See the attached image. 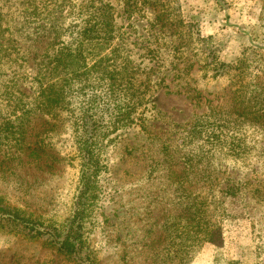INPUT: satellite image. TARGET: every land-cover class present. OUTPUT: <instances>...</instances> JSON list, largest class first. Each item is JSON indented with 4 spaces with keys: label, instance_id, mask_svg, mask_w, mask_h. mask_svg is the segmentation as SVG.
<instances>
[{
    "label": "rangeland",
    "instance_id": "1",
    "mask_svg": "<svg viewBox=\"0 0 264 264\" xmlns=\"http://www.w3.org/2000/svg\"><path fill=\"white\" fill-rule=\"evenodd\" d=\"M109 1L115 31L104 51L83 33L96 0H45L32 6L33 13L21 2L11 8L3 2V11L12 13L21 65L0 76V210L30 215L42 232L0 220V264H82L58 250L54 239L73 224L84 252L99 264H176V240L182 264H264V123L239 117L229 77L213 76L206 65L207 56L234 61L255 41L252 34L264 40V0H172L182 22L193 24L189 28L161 27L155 16L166 4ZM57 32H63L60 39ZM67 44L86 55L87 68L96 54L156 66L152 89L133 105L132 124L89 138L76 121L85 112L106 122L111 105L104 85L95 89L94 102L80 81L69 99L73 111L62 115L56 133L45 134L35 77ZM24 103L30 112L20 122L21 135L14 112ZM86 149L100 158V195L83 210L78 200ZM190 182L192 194L180 187ZM229 185L237 187L236 196L226 194ZM194 199L211 203L217 226L193 253L189 235H177L174 222ZM219 208L230 216L220 218Z\"/></svg>",
    "mask_w": 264,
    "mask_h": 264
},
{
    "label": "trees",
    "instance_id": "2",
    "mask_svg": "<svg viewBox=\"0 0 264 264\" xmlns=\"http://www.w3.org/2000/svg\"><path fill=\"white\" fill-rule=\"evenodd\" d=\"M96 1V4L93 6L94 17L92 20L89 19L87 21L83 33L86 40H96L95 47L104 51L107 48L105 43L110 40L111 33L115 31V28L111 22V15L109 13L110 6L108 5L110 1ZM171 1L163 0L159 2V0H149L155 6L159 3L167 5L160 6L161 11L155 16V20L159 19L162 22L161 27L171 28L176 23L188 28L189 26H193V24H184L182 22L181 17H179V6H173ZM3 2L7 4L21 2L27 12L29 10V13H33L32 6H36L38 3L42 2L41 5L45 6V0H0V76L5 75L8 70L16 72V68L21 65L19 64V60L21 59L20 49L17 45L16 37L13 36L14 22L12 21V13L10 14V11H3V7H7ZM8 7L11 8V4ZM153 9L156 10L158 8L154 7ZM261 16L260 19L263 18ZM24 21L27 20L24 19ZM76 26V24L71 25L73 29ZM104 28H106L105 31H103ZM62 33L57 32L56 38L60 39ZM71 34H73V31ZM252 35H254L255 41L253 42L252 39V42L243 48L240 56L234 61L224 62L216 59L218 58L217 56H207L206 65L210 66L209 68L214 71L213 76L229 77L234 93V108L238 116L258 123H264V40L259 38V41L255 34ZM199 39L205 41L204 38L199 37ZM97 40L99 41L97 42ZM99 55L96 54L94 56L97 59H93V64L90 65V68H87L86 55L81 50L73 49L71 45L67 44L55 53L53 57L45 60L42 67L44 70H41V73L35 77L41 90L36 99V105L40 106L38 117L45 118V134L48 132L56 133L59 126L58 122L62 119V115L73 111V108L68 106L70 103L69 99L73 95L71 92L75 89V86L80 87V81H85L86 85L91 88L90 92H92V96L90 99L94 102L98 97L95 89L104 85L107 88L108 103L111 105L108 108L109 117L106 122L102 120L101 122L97 121V118L85 112L76 121L89 138H93L95 133L98 134L104 130H116L117 128L127 127L132 124L130 117L134 110L133 105L136 100H142V96L152 89L150 78L156 71V66L152 65L141 68L144 59L135 58H130V62L128 59V63L124 59L119 62H109L107 58H98L97 56ZM151 60L155 61V64L158 63L154 57H151ZM255 69L258 72L257 74L254 73ZM245 77H248V81L242 80ZM12 87H16L18 92L23 93L22 88L16 84H13ZM15 109V120H19L18 129L22 135L25 131H23L20 122L28 115L30 108L24 103L23 106L16 105ZM38 133L39 135L44 134L43 132ZM40 148L41 146L37 144L34 150L39 151ZM97 149L99 150V143ZM37 155L40 156L38 153ZM83 158L78 204L79 208L81 207L85 210L94 198L100 195L97 190V181L101 172L100 167L95 166V164L100 163V158L98 154L96 156L94 149H86L83 152ZM186 170L188 171L185 168L184 173H186ZM194 176H197V173ZM189 184L190 188L183 185L180 187L183 191L191 194L195 193V185L192 182ZM226 189V194L237 195V187L229 185ZM210 205L211 203L205 200L194 199L188 206L189 210L186 212L180 211L175 217L174 226L176 234L179 236L182 233L187 236L189 235L190 247L193 253L197 252V249L200 248L203 242L212 237L213 227L217 226V222L212 218L214 214L210 211ZM0 209L5 210L2 207ZM3 210H0V220L7 221L5 218L7 217L14 225L34 230L36 233L42 232L39 222L30 215H26L20 212V210L6 214ZM226 215L229 217L230 213L225 208H219L220 218ZM74 219L76 220V216ZM73 226L74 224L71 225V228L67 232H59V238L54 237V239H57L56 241L59 245L58 250L68 255H74L75 258L79 256L82 264H99L96 259L89 256L88 252H84L83 236L80 230L78 228L74 229ZM37 229H39V232ZM174 243L177 245V248H171V258L177 259L176 264H182L183 248L180 247V240H176ZM81 252H83L84 259L80 256ZM160 253L162 255L163 251L157 252V254ZM165 258L162 256V259Z\"/></svg>",
    "mask_w": 264,
    "mask_h": 264
}]
</instances>
